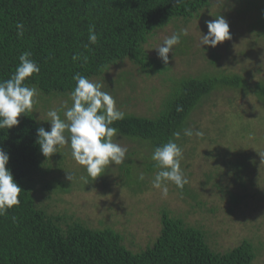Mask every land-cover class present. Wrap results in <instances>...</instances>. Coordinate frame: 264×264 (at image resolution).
<instances>
[{
	"label": "trees",
	"instance_id": "trees-1",
	"mask_svg": "<svg viewBox=\"0 0 264 264\" xmlns=\"http://www.w3.org/2000/svg\"><path fill=\"white\" fill-rule=\"evenodd\" d=\"M213 2L0 0V80L11 76L19 64V56L26 51L32 53L31 58L40 68L38 74L26 80L29 86L39 89V102L70 98L76 73L101 78L126 60L146 74L162 73L169 68L149 54L146 46L151 38L177 20H193L213 6ZM259 9V23L264 29V7ZM18 22L24 25L23 36L17 35ZM90 26H95L98 35L94 45L88 41ZM77 53L86 56L87 61L73 62L72 56ZM212 58L216 63L221 56L215 52ZM217 73L174 82V89L154 118L125 114V119L112 125L119 129L116 137L146 142L155 149L175 139L173 133L180 131L181 137L175 142L184 148L189 137L182 130L191 128L193 114L217 91L243 90L264 103V80L252 87L244 75ZM178 107L183 110L178 112ZM18 120V126L0 129V148L9 155L6 167L22 189L20 204L0 215V264H256L259 248L254 242L245 240L228 251H217L204 228L188 225L167 210L161 215L163 228L159 237L140 251L130 249L125 237L113 228L95 229L80 220L51 214L39 206L34 180L35 176L52 170L50 167L44 173L50 157L43 156L37 144V129L43 127L48 131L50 126L41 124L32 110ZM233 167L240 175L248 163L239 159ZM156 168V163L149 165L151 171ZM122 169L131 178L132 168ZM146 184L133 177L125 181L134 192H143ZM181 191L192 195L186 185ZM231 196L234 204L242 200L237 194Z\"/></svg>",
	"mask_w": 264,
	"mask_h": 264
},
{
	"label": "rangeland",
	"instance_id": "rangeland-1",
	"mask_svg": "<svg viewBox=\"0 0 264 264\" xmlns=\"http://www.w3.org/2000/svg\"><path fill=\"white\" fill-rule=\"evenodd\" d=\"M261 7L264 0H214L213 6L193 20L171 23L147 44L149 54L163 62L156 48L166 36L188 30V35L182 36L169 53L167 71L146 74L126 60L94 80L104 83V90L111 93L125 114L149 118L162 110L174 82L184 78L215 72L241 74L253 87L264 80ZM219 15L228 22L231 39L215 48L200 47L201 34L208 32L207 22ZM215 52L221 56L216 63L212 58ZM65 102L71 106L67 97L42 99L32 111L41 124L51 128L47 111L59 109L63 118ZM191 128L203 131L204 136L189 138L182 148L181 167L189 181L186 186L196 199L171 183L167 198H162L160 191L151 186L159 171L149 170V165L155 163L151 159L153 146L116 137L114 142L128 149L126 159L120 165L107 166L95 180L87 177L85 168L74 161L68 146L59 147L48 158L44 173L50 167L52 170L34 178L39 206L95 229L113 228L135 251L146 249L159 237L163 228L161 215L167 210L188 225L204 228L217 251H228L245 240L254 242L259 248L256 264H264V103L243 90H219L193 114ZM239 159L248 163L240 175L233 167ZM122 167L132 168L131 178ZM66 172L74 177L72 181L66 178ZM140 173L147 184L143 192H134L125 181L132 177L141 181ZM81 177H87V182ZM231 193L239 195L241 202L234 204Z\"/></svg>",
	"mask_w": 264,
	"mask_h": 264
},
{
	"label": "clouds",
	"instance_id": "clouds-1",
	"mask_svg": "<svg viewBox=\"0 0 264 264\" xmlns=\"http://www.w3.org/2000/svg\"><path fill=\"white\" fill-rule=\"evenodd\" d=\"M17 35L23 36V23L16 24ZM208 32L201 34L202 45L215 48L224 41L230 40V30L227 20L219 15L207 22ZM88 41L96 44L98 35L95 26L89 27ZM188 35L187 29L166 36L163 43L156 50L158 57L164 64L168 63L169 53L181 41V37ZM85 48L88 45H84ZM31 52H24L19 56V64L8 79L0 80V129H11L18 126V117L30 112L38 102L39 89L35 85L29 86L26 80L38 74L40 68L32 58ZM73 62L87 61V57L80 53L72 56ZM74 89L69 93L71 106L65 102L63 118L59 109L52 108L46 116L51 125L46 131L43 127L37 129V144L43 156L51 157L58 152L59 147L68 146L71 156L79 165L85 168L87 177L94 180L104 173L109 165L124 163L127 147L113 138L119 134V129L112 127L116 121L125 119V113L117 107L115 98L109 91L104 90L103 82L85 77L80 73L73 76ZM181 107L177 111H182ZM183 135L189 138H203L204 132L193 128L182 130ZM175 139L169 140L154 149L151 159L159 169L151 181V186L160 191L162 198L168 196L169 183L178 189L188 184V179L181 167L183 149L175 142L181 137V132L173 133ZM9 163L8 153L0 148V215L20 204L19 196L22 191L14 181L11 171L6 167ZM67 173V172H66ZM87 177H81L87 182ZM66 178L72 181L74 177L67 173ZM145 176L139 174V180ZM15 220V217H13Z\"/></svg>",
	"mask_w": 264,
	"mask_h": 264
}]
</instances>
